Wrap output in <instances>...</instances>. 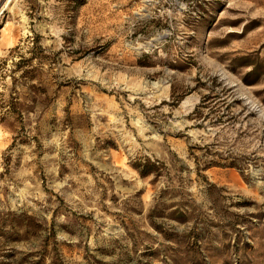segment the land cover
I'll return each instance as SVG.
<instances>
[{
	"label": "rangeland",
	"instance_id": "374dc122",
	"mask_svg": "<svg viewBox=\"0 0 264 264\" xmlns=\"http://www.w3.org/2000/svg\"><path fill=\"white\" fill-rule=\"evenodd\" d=\"M0 264H264V0H0Z\"/></svg>",
	"mask_w": 264,
	"mask_h": 264
},
{
	"label": "trees",
	"instance_id": "16d2710c",
	"mask_svg": "<svg viewBox=\"0 0 264 264\" xmlns=\"http://www.w3.org/2000/svg\"><path fill=\"white\" fill-rule=\"evenodd\" d=\"M26 70H23L20 74L21 77L28 78L29 75L26 74ZM14 96H10L9 98V103H10V109L11 111H15V104L14 101L11 100ZM206 96L203 95L202 99L203 100ZM196 103L193 107V111L197 108V106L200 105V102ZM2 108L5 110L8 109V106L6 107L5 105H1ZM17 114H20V111H15ZM187 158H189L192 163L193 167L192 169L198 174L200 170L206 169L210 166L217 165V166H236L235 163L230 160V161H224L220 162L215 159H205L202 160L198 158L197 155H194L191 151L190 148L187 150ZM175 159V155L173 156ZM130 166L132 169L137 173V175L141 178L145 177H150V181L152 184L158 182L160 179H163V184L154 192L151 203L149 207L147 208L146 214H145V219L147 221V224L157 233L159 234L162 238L164 239H170L171 234L163 229V226L161 225V222H157V219H173L177 223H185L188 221L190 218V213L184 209L181 204H177L175 209L172 211H168V209L171 207V205L166 203V200L169 196L172 195L173 188L169 186V177H168V170L169 168L167 167L165 161L157 159V158H150L147 156H142L139 158H136ZM185 167V166H184ZM178 169L176 170H181L183 168L182 165L177 167ZM187 169V168H186ZM9 214L16 215L17 217H25L27 219H31V216L26 214L23 211H20L18 213L9 211Z\"/></svg>",
	"mask_w": 264,
	"mask_h": 264
}]
</instances>
